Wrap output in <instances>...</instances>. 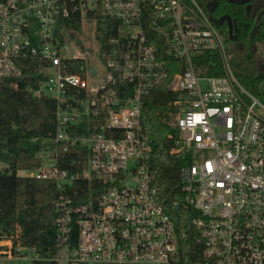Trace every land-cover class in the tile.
Masks as SVG:
<instances>
[{
	"label": "built area",
	"instance_id": "2783aa9c",
	"mask_svg": "<svg viewBox=\"0 0 264 264\" xmlns=\"http://www.w3.org/2000/svg\"><path fill=\"white\" fill-rule=\"evenodd\" d=\"M86 24L93 51L82 49ZM33 60L45 78L30 89L56 111L44 163L27 175L62 191L56 262L189 263L155 195L142 124L145 96L166 84L176 93L165 111L178 129L171 151L192 160L180 175L205 264H264V101L235 75L201 0H0V81ZM83 145L86 162L60 165ZM14 237L0 239V255L34 264Z\"/></svg>",
	"mask_w": 264,
	"mask_h": 264
},
{
	"label": "trees",
	"instance_id": "16d2710c",
	"mask_svg": "<svg viewBox=\"0 0 264 264\" xmlns=\"http://www.w3.org/2000/svg\"><path fill=\"white\" fill-rule=\"evenodd\" d=\"M253 2L201 0L224 37L235 75L255 94L264 79V62L257 63L252 49L260 45L259 51L264 56V8L259 15L253 16L247 9V5ZM109 24L106 19L100 23L105 27ZM103 34L105 38L109 32L106 30ZM214 59L217 72L214 71L220 74L218 57ZM204 60L208 61V58ZM173 73L170 70V74ZM44 78L43 67L33 60L27 62L20 79L0 81V163L4 164L0 167V239L13 238L18 233L14 244L19 240L27 249L35 250L34 264H59L53 257L62 191L54 180L27 175L43 165L38 153L48 146L44 138L55 130V101L49 97H36L30 89L38 88ZM175 96L176 93L171 92L166 84L145 96L142 124L152 145V164L157 168L152 186L181 235V247L189 257L188 264H205L204 247L196 240L192 225L197 211L186 201L180 175L182 166L192 160L190 156L181 157L171 151L178 129L169 123L165 111ZM83 131H86V125ZM87 154V146H80L66 152L64 158L67 160L60 165L74 170L69 166L71 158L80 157L86 162Z\"/></svg>",
	"mask_w": 264,
	"mask_h": 264
},
{
	"label": "rangeland",
	"instance_id": "374dc122",
	"mask_svg": "<svg viewBox=\"0 0 264 264\" xmlns=\"http://www.w3.org/2000/svg\"><path fill=\"white\" fill-rule=\"evenodd\" d=\"M85 27H86L88 33L83 38V40H84V47L82 49L83 50H86L87 49L89 51H93V43L94 42H93V37L90 35L91 24H86ZM244 48H245V50H247L246 46H244ZM259 49H260V45H258L257 47H254L252 49L254 51L253 52L254 59L257 61V63H263L264 62V56L259 51ZM245 52L246 51H242V53H245ZM247 87L249 88V90H251L249 86H247ZM255 95L257 97H259L262 101H264V79L259 84ZM0 167H4V164L3 163H0ZM0 264H19V263L13 261L12 259H10V257H8L6 255H0Z\"/></svg>",
	"mask_w": 264,
	"mask_h": 264
},
{
	"label": "water",
	"instance_id": "95a60500",
	"mask_svg": "<svg viewBox=\"0 0 264 264\" xmlns=\"http://www.w3.org/2000/svg\"><path fill=\"white\" fill-rule=\"evenodd\" d=\"M262 8H264V0H255L254 3L247 5V9L251 10L253 16L259 15Z\"/></svg>",
	"mask_w": 264,
	"mask_h": 264
},
{
	"label": "flooded vegetation",
	"instance_id": "af4514ba",
	"mask_svg": "<svg viewBox=\"0 0 264 264\" xmlns=\"http://www.w3.org/2000/svg\"><path fill=\"white\" fill-rule=\"evenodd\" d=\"M255 1V0H254ZM254 3V2H253Z\"/></svg>",
	"mask_w": 264,
	"mask_h": 264
}]
</instances>
